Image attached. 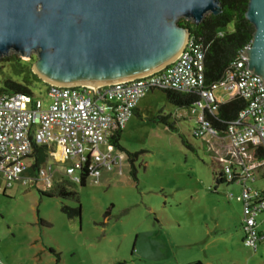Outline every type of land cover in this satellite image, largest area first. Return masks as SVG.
<instances>
[{"label": "rangeland", "instance_id": "374dc122", "mask_svg": "<svg viewBox=\"0 0 264 264\" xmlns=\"http://www.w3.org/2000/svg\"><path fill=\"white\" fill-rule=\"evenodd\" d=\"M17 58L0 59V87L20 80ZM21 60L32 66L34 57ZM30 89L47 104L44 85ZM195 109L169 103L162 91L147 93L122 130L121 168L85 186L67 184L74 197H47L20 183L0 191V264H264V242L256 250L243 244L241 186L216 182L230 142L194 138ZM249 184L264 191L262 175ZM78 207L80 215L70 216ZM256 220L264 232V211Z\"/></svg>", "mask_w": 264, "mask_h": 264}, {"label": "built area", "instance_id": "2783aa9c", "mask_svg": "<svg viewBox=\"0 0 264 264\" xmlns=\"http://www.w3.org/2000/svg\"><path fill=\"white\" fill-rule=\"evenodd\" d=\"M249 46L230 63L224 77L210 86L204 74L208 45L192 34L172 63L145 75L99 85H50L47 104L45 99L34 100L32 94L0 93V191L14 183L45 191L61 182L80 185L83 179L121 168L123 153L111 140L149 92H197L199 99L192 109L198 116L192 135L202 139L208 134L220 136L207 116H215L221 104L240 97L247 105L227 122L224 136L231 156L218 161L224 179L241 186L237 200L244 207L243 244L256 250L264 242L256 220L264 211V198L249 183L258 175L264 177V82L247 68L243 55ZM218 89L227 93L218 95ZM41 148L46 160L33 171Z\"/></svg>", "mask_w": 264, "mask_h": 264}, {"label": "water", "instance_id": "95a60500", "mask_svg": "<svg viewBox=\"0 0 264 264\" xmlns=\"http://www.w3.org/2000/svg\"><path fill=\"white\" fill-rule=\"evenodd\" d=\"M223 11L220 0H0V59H31L49 85H99L172 63L199 25ZM254 28L247 68L264 82V0H248Z\"/></svg>", "mask_w": 264, "mask_h": 264}, {"label": "trees", "instance_id": "16d2710c", "mask_svg": "<svg viewBox=\"0 0 264 264\" xmlns=\"http://www.w3.org/2000/svg\"><path fill=\"white\" fill-rule=\"evenodd\" d=\"M220 2L223 6L222 13L217 16L212 14L207 15L199 25H194L192 22L184 19L179 21L181 26L191 29L193 36L200 37L202 42L208 45L204 63L205 84L207 86L220 81L224 77L230 63L238 57L241 50L251 44L254 32L252 24L245 18L248 0H220ZM230 23H233L234 26V30L231 32L227 30V26ZM220 32L223 33V36L218 35ZM13 74L20 80H5L0 87V93L32 94L30 88L37 84L44 85L47 92L50 86L38 78V76L33 73L31 66L20 58L16 59ZM162 92L165 94L168 102L177 107L193 108L194 103L199 99L197 92L180 93L172 90H164ZM246 105L247 103L242 98L235 97L229 102L221 104L215 116L208 115L207 117L212 122L213 128L218 131L220 136L224 137L227 129V122L234 119ZM171 129H173L172 126ZM121 133L122 131L117 132L111 140V145L120 151L124 150L120 145ZM135 155L136 154L128 153L129 158L135 157ZM45 160V151L41 148L38 151L37 161L32 167V170L35 171ZM218 163L220 162L218 161ZM215 175L217 184L224 182L233 184V182H228L224 179L222 169ZM86 181V179H83L80 185L85 186ZM67 184V182H61L54 186L55 189L48 191L39 189L40 191L42 190V195L47 197H53L54 195L64 198L74 197L75 193L67 188ZM260 193L264 198V191L261 190ZM63 210L69 212L66 208ZM69 214L70 216H79L80 207L72 209ZM40 223L43 224V220H40ZM51 253L55 254L58 263L60 260L59 253L54 250H51ZM185 264L204 263L198 260Z\"/></svg>", "mask_w": 264, "mask_h": 264}, {"label": "crops", "instance_id": "0c3cea01", "mask_svg": "<svg viewBox=\"0 0 264 264\" xmlns=\"http://www.w3.org/2000/svg\"><path fill=\"white\" fill-rule=\"evenodd\" d=\"M135 111L138 113V110L137 109Z\"/></svg>", "mask_w": 264, "mask_h": 264}]
</instances>
